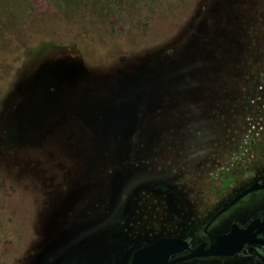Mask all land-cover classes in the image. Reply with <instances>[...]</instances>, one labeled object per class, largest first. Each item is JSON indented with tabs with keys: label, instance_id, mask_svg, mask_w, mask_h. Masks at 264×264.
<instances>
[{
	"label": "rangeland",
	"instance_id": "1",
	"mask_svg": "<svg viewBox=\"0 0 264 264\" xmlns=\"http://www.w3.org/2000/svg\"><path fill=\"white\" fill-rule=\"evenodd\" d=\"M136 1L0 20V264H131L264 167V0Z\"/></svg>",
	"mask_w": 264,
	"mask_h": 264
},
{
	"label": "flooded vegetation",
	"instance_id": "2",
	"mask_svg": "<svg viewBox=\"0 0 264 264\" xmlns=\"http://www.w3.org/2000/svg\"><path fill=\"white\" fill-rule=\"evenodd\" d=\"M257 176L250 183L232 194L220 195L221 200L217 209L205 208L202 223L192 230L190 234L179 237L188 240L191 251L189 255L203 244L206 250L212 245L211 236H222L236 229L239 232L246 231L251 239L244 247L233 256H208L187 260L179 264H264V189L253 191L240 199L223 213L231 201L254 183L264 184V167L252 171ZM220 213V214H219ZM141 248V247H140ZM139 248V249H140Z\"/></svg>",
	"mask_w": 264,
	"mask_h": 264
},
{
	"label": "water",
	"instance_id": "3",
	"mask_svg": "<svg viewBox=\"0 0 264 264\" xmlns=\"http://www.w3.org/2000/svg\"><path fill=\"white\" fill-rule=\"evenodd\" d=\"M259 189H264V184L261 185L259 182L254 183L235 197L228 207L224 208L220 213L226 211L249 193ZM211 240L212 245L209 249L206 250V244H203L196 250H193L191 254L184 255L186 252L191 251L188 240L179 237H159L151 244L138 249L131 259V264H179L201 257L233 256L246 243L251 242L250 236L246 231L239 232L236 229L226 235L211 236Z\"/></svg>",
	"mask_w": 264,
	"mask_h": 264
},
{
	"label": "trees",
	"instance_id": "4",
	"mask_svg": "<svg viewBox=\"0 0 264 264\" xmlns=\"http://www.w3.org/2000/svg\"><path fill=\"white\" fill-rule=\"evenodd\" d=\"M53 2L61 11L76 13L79 11H92V13L100 19H109L110 17L124 18L123 15L132 17V12L137 6L136 0H49ZM149 1V0H147ZM155 0H151L153 4ZM7 3H11L12 7H7ZM25 0H0V20L6 15V20L11 24V20H15L16 13L20 7H24ZM8 8L5 13L4 8ZM7 22V23H8ZM5 27V23H1Z\"/></svg>",
	"mask_w": 264,
	"mask_h": 264
}]
</instances>
